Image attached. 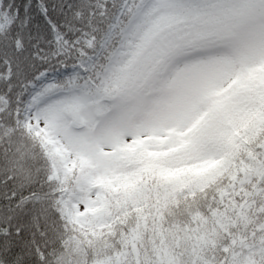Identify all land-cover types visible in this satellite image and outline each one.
<instances>
[{
	"label": "snow or ice",
	"instance_id": "snow-or-ice-1",
	"mask_svg": "<svg viewBox=\"0 0 264 264\" xmlns=\"http://www.w3.org/2000/svg\"><path fill=\"white\" fill-rule=\"evenodd\" d=\"M0 264H264V0H0Z\"/></svg>",
	"mask_w": 264,
	"mask_h": 264
}]
</instances>
